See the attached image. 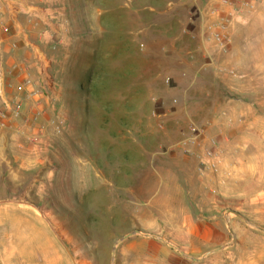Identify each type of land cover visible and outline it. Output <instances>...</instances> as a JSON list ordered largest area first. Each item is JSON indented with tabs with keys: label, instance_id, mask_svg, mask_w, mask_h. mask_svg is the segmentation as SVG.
<instances>
[{
	"label": "rangeland",
	"instance_id": "374dc122",
	"mask_svg": "<svg viewBox=\"0 0 264 264\" xmlns=\"http://www.w3.org/2000/svg\"><path fill=\"white\" fill-rule=\"evenodd\" d=\"M67 1L51 108L0 129V264H264V0L226 55H204L209 0ZM194 127L223 182L183 149Z\"/></svg>",
	"mask_w": 264,
	"mask_h": 264
},
{
	"label": "crops",
	"instance_id": "0c3cea01",
	"mask_svg": "<svg viewBox=\"0 0 264 264\" xmlns=\"http://www.w3.org/2000/svg\"><path fill=\"white\" fill-rule=\"evenodd\" d=\"M68 8L67 0H0V110L7 118L2 129L6 140L14 136L25 140L17 131L42 121L52 106V89L45 82L48 52L63 38L60 29ZM200 42L204 55L214 52ZM27 78L30 83H25Z\"/></svg>",
	"mask_w": 264,
	"mask_h": 264
},
{
	"label": "built area",
	"instance_id": "2783aa9c",
	"mask_svg": "<svg viewBox=\"0 0 264 264\" xmlns=\"http://www.w3.org/2000/svg\"><path fill=\"white\" fill-rule=\"evenodd\" d=\"M253 0H209V10L206 20L201 23L198 35L202 41L208 43L213 51L226 55L231 46V27L234 13L242 11L245 8H252ZM62 39V37H61ZM228 73L235 74L231 68ZM2 74V71L0 70ZM25 83H30L27 78ZM6 114L0 110V129L6 125ZM34 143L39 141L38 136H33ZM183 149L194 154L198 158V174L210 180L217 178L220 180L221 168L223 166L221 149L218 140L208 136L204 129L192 128V132L181 140ZM229 168H224V172L230 175ZM223 172V173H224Z\"/></svg>",
	"mask_w": 264,
	"mask_h": 264
},
{
	"label": "bare ground",
	"instance_id": "6f19581e",
	"mask_svg": "<svg viewBox=\"0 0 264 264\" xmlns=\"http://www.w3.org/2000/svg\"><path fill=\"white\" fill-rule=\"evenodd\" d=\"M35 222V221H34ZM38 225V224H37ZM10 236H11V234H10ZM14 239V238H13ZM14 241V240H13ZM31 241V240H30ZM43 241H45V240H43ZM32 243V242H31ZM11 244H12V242H11ZM53 244V243H52ZM40 245V244H39ZM13 249V248H12ZM14 251V250H13ZM15 254V253H14Z\"/></svg>",
	"mask_w": 264,
	"mask_h": 264
},
{
	"label": "water",
	"instance_id": "95a60500",
	"mask_svg": "<svg viewBox=\"0 0 264 264\" xmlns=\"http://www.w3.org/2000/svg\"><path fill=\"white\" fill-rule=\"evenodd\" d=\"M127 235H125V237H126Z\"/></svg>",
	"mask_w": 264,
	"mask_h": 264
}]
</instances>
